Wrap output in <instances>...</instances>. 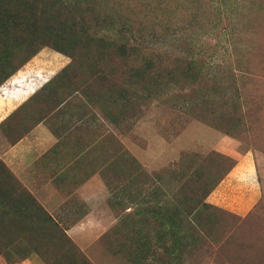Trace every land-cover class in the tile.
Listing matches in <instances>:
<instances>
[{"label":"rangeland","instance_id":"1","mask_svg":"<svg viewBox=\"0 0 264 264\" xmlns=\"http://www.w3.org/2000/svg\"><path fill=\"white\" fill-rule=\"evenodd\" d=\"M31 61L59 153L0 160V264H264V0H0V85Z\"/></svg>","mask_w":264,"mask_h":264},{"label":"crops","instance_id":"2","mask_svg":"<svg viewBox=\"0 0 264 264\" xmlns=\"http://www.w3.org/2000/svg\"><path fill=\"white\" fill-rule=\"evenodd\" d=\"M41 68L38 64H32L31 61L9 76L0 85V160L8 166L10 171L16 175L30 193L32 192L31 169L36 164L42 167V165L46 164L44 162L53 156V153H59L57 151V136L43 121L32 122L29 111L28 99L47 81L46 75L44 71H41ZM244 162L249 164L247 154L238 158L227 173L231 174L236 168L241 165L244 166ZM248 176L249 174L246 177ZM223 182H225V178H222L217 185L219 186ZM7 188L0 184V199H4L2 196L6 194ZM252 189L254 190L255 188ZM3 191L4 193H2ZM209 197H212V192L208 195ZM10 200L11 203L4 201L3 204L13 205L14 199L10 198L8 201ZM45 201L47 203L43 201L42 206L46 211L49 210L47 207L53 204L58 205L56 192L52 193L51 198ZM244 201L240 205L242 208L247 206V199ZM23 202V199H21L20 202L16 201L14 203L21 207ZM91 209L87 210L83 215H80L82 212L74 209L69 213H65L67 216H73V221L77 220L76 225L79 227L80 223L84 221H89L91 218L94 220L96 213L91 211ZM101 225L102 223L96 229H93L94 232H100L103 229Z\"/></svg>","mask_w":264,"mask_h":264},{"label":"trees","instance_id":"3","mask_svg":"<svg viewBox=\"0 0 264 264\" xmlns=\"http://www.w3.org/2000/svg\"><path fill=\"white\" fill-rule=\"evenodd\" d=\"M11 74H12V73H11ZM7 78H8V76H7L2 82H4ZM2 82H1V83H2ZM234 163H235V162H234ZM233 165H234V164H233ZM233 165H232V166H233ZM232 166H231V167H232ZM231 167H230V168H231ZM230 168H229V170H230ZM229 170H228V171H229ZM228 171H227V172H228ZM227 172H226V173H227ZM221 179H222V178H221ZM221 179H220V180H221ZM220 180H219V181H220ZM218 183H219V182H217V184H218ZM217 184H216V185H217Z\"/></svg>","mask_w":264,"mask_h":264}]
</instances>
